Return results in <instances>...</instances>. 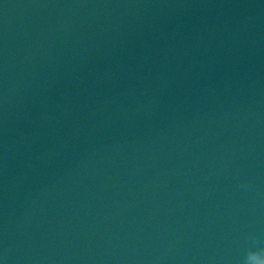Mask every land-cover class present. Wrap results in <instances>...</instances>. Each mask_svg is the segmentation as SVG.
<instances>
[{
	"label": "water",
	"instance_id": "1",
	"mask_svg": "<svg viewBox=\"0 0 264 264\" xmlns=\"http://www.w3.org/2000/svg\"><path fill=\"white\" fill-rule=\"evenodd\" d=\"M0 264H264V0H0Z\"/></svg>",
	"mask_w": 264,
	"mask_h": 264
},
{
	"label": "clouds",
	"instance_id": "2",
	"mask_svg": "<svg viewBox=\"0 0 264 264\" xmlns=\"http://www.w3.org/2000/svg\"><path fill=\"white\" fill-rule=\"evenodd\" d=\"M250 252H251V250L247 253L246 257L250 254ZM246 257H245V258H246Z\"/></svg>",
	"mask_w": 264,
	"mask_h": 264
}]
</instances>
